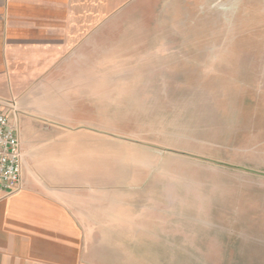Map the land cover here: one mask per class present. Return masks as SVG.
Returning <instances> with one entry per match:
<instances>
[{"label":"crops","instance_id":"1","mask_svg":"<svg viewBox=\"0 0 264 264\" xmlns=\"http://www.w3.org/2000/svg\"><path fill=\"white\" fill-rule=\"evenodd\" d=\"M150 1L0 0V112L22 151L0 264H264L234 259L264 251L256 143L229 134L227 160L185 144L202 55L121 49L148 42L119 28Z\"/></svg>","mask_w":264,"mask_h":264},{"label":"rangeland","instance_id":"2","mask_svg":"<svg viewBox=\"0 0 264 264\" xmlns=\"http://www.w3.org/2000/svg\"><path fill=\"white\" fill-rule=\"evenodd\" d=\"M128 15L137 21L119 28L121 35L148 38V42L122 43L123 51L202 55L201 97H197L195 106L180 108L185 111L180 125L186 129V147L201 150L204 143L216 141L219 153L215 159L227 160L228 155L222 152L233 141L229 134L242 131L251 136L244 141L256 143L245 158L253 166L263 165L264 0H152L148 10ZM240 102L249 108V116H228L227 110ZM229 156L241 158L242 154ZM237 254L241 255L234 259L251 263L264 259V251Z\"/></svg>","mask_w":264,"mask_h":264},{"label":"built area","instance_id":"3","mask_svg":"<svg viewBox=\"0 0 264 264\" xmlns=\"http://www.w3.org/2000/svg\"><path fill=\"white\" fill-rule=\"evenodd\" d=\"M22 169L21 142L7 117L0 112V200L19 191Z\"/></svg>","mask_w":264,"mask_h":264}]
</instances>
